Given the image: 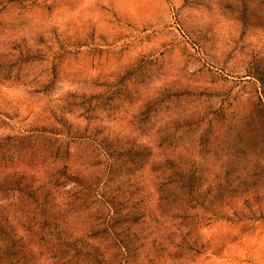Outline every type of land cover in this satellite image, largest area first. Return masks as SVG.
I'll return each instance as SVG.
<instances>
[{
    "label": "rangeland",
    "instance_id": "374dc122",
    "mask_svg": "<svg viewBox=\"0 0 264 264\" xmlns=\"http://www.w3.org/2000/svg\"><path fill=\"white\" fill-rule=\"evenodd\" d=\"M170 3L71 0L54 8L0 0V115L23 116L25 131L51 149L57 165L44 168L45 160L25 175L42 233L33 248L91 241L95 264H120L115 235L143 264L140 250L149 241L156 248L157 233H180L177 248H186L160 245L148 264H242V253L264 244V168L247 162L190 170L182 195L165 204L151 197L155 172L146 161L113 158L122 150L112 147V135L134 134L120 118L125 109L137 111L130 97L144 72L155 70L157 80L179 73L176 83L205 103L223 99L231 109L246 94L253 106L264 105V55L248 54L230 21L213 30L194 7L182 21ZM158 115L163 120L165 113ZM72 153L85 163L70 166ZM256 256L252 264H261L264 256ZM33 259L59 264L57 254ZM62 259L72 264L67 252Z\"/></svg>",
    "mask_w": 264,
    "mask_h": 264
},
{
    "label": "clouds",
    "instance_id": "9594fccd",
    "mask_svg": "<svg viewBox=\"0 0 264 264\" xmlns=\"http://www.w3.org/2000/svg\"><path fill=\"white\" fill-rule=\"evenodd\" d=\"M70 2L39 0L41 5L46 3L54 8ZM96 2L107 3L108 0ZM157 3L165 4V0H157ZM193 7L197 9L196 19L200 23L217 30L221 21L226 19L233 25L235 40L246 46L248 54L255 51L264 55V40L253 39V34L264 37V0H189L186 6L185 0H171L167 5V8L180 12L179 17L175 12L170 14L182 21L190 20L189 9ZM159 75L155 70L142 74L140 86L130 97L137 105V111L128 114L125 109V115L120 118L122 126L131 128L134 134L124 136L115 133L111 137L112 147L122 150L114 154V159L146 161L154 170L153 201L168 204L182 195L190 170L247 162L264 168V105L253 106L246 94L231 109L228 108L230 101L223 99L205 103L191 99L195 93L176 83L182 79L179 73L161 76L157 80ZM161 111L165 113L163 120L158 115ZM25 124L23 116L20 120H6L0 115V264H35L33 256L38 260L41 254L46 257L57 254L59 264H66L62 259L64 252L72 264H95L96 250L91 241H82L65 249L58 245L33 248L42 233L36 230L39 213L32 202L35 197L30 195V179H25V175L30 177L45 160L48 162L44 168L51 169L57 165L49 155L51 149H44L34 135L25 131ZM145 137L148 138L146 141ZM84 163L76 153H72L70 166L78 168ZM154 238L157 240L156 248L149 241L140 250L139 259L143 264L156 260L160 245L169 252L187 247L177 248L182 240L180 233L171 239L167 234L157 233ZM111 239L115 241L113 249L119 248L120 264H138L135 249L129 253L115 235ZM97 246L106 252L103 243ZM12 252L16 255H10ZM257 252L264 256V244L255 251L242 253V264H252Z\"/></svg>",
    "mask_w": 264,
    "mask_h": 264
}]
</instances>
